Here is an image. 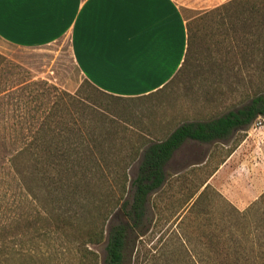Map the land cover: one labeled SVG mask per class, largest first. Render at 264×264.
<instances>
[{
  "label": "trees",
  "instance_id": "trees-1",
  "mask_svg": "<svg viewBox=\"0 0 264 264\" xmlns=\"http://www.w3.org/2000/svg\"><path fill=\"white\" fill-rule=\"evenodd\" d=\"M200 14L187 24L184 64L199 28L214 29L224 69L237 74L238 67L240 73L251 56L261 64L249 76L252 91L243 92L238 104L213 118L182 123L163 140L128 136L95 95L84 98L55 87L31 88L25 96L7 89L0 93V264H38L36 256L17 248L27 244L25 239H52L53 228L84 246L76 256L79 264H100L87 245L103 243L113 218L104 264H128L132 235L142 238L153 226V199L168 186L166 168L176 152L187 142H228L264 118V0H229ZM135 163L138 172L130 186ZM212 192L207 180L190 193L187 213L211 202ZM227 203L233 215L226 223L234 227L223 228L219 239L213 234L207 239L212 255L205 263L264 264V193L243 211ZM36 224L40 231L31 238L27 233Z\"/></svg>",
  "mask_w": 264,
  "mask_h": 264
},
{
  "label": "rangeland",
  "instance_id": "rangeland-1",
  "mask_svg": "<svg viewBox=\"0 0 264 264\" xmlns=\"http://www.w3.org/2000/svg\"><path fill=\"white\" fill-rule=\"evenodd\" d=\"M187 1L196 7L185 13L188 24L196 22L201 17L200 12L229 0ZM197 31L199 40L192 43L182 71L160 91L137 99L111 97L95 89L80 73L68 36L35 49L13 47L0 39V93L7 89L20 91L25 96L31 88L47 92L55 87L84 98L95 95L98 105L109 108L128 136L137 133L163 140L182 123L202 121L227 112L241 101L243 92L252 91L254 87L249 86L252 82L249 76L261 63L251 56L244 66L240 65V73L238 67L237 74L230 72L218 62L223 54L216 52L214 29ZM229 60L233 61L232 56ZM166 169L168 186L153 199L156 205L153 226L142 238L132 235L135 245L131 246L132 257L128 264H206L205 260L212 255L207 239L212 234L214 239H219L223 228L227 231L230 225L234 227L226 223L233 215L226 201L243 211L264 193V118L225 143L187 142ZM137 172L138 163H135L129 171L130 186ZM207 180L216 191L210 195L211 202L202 203L188 214L190 206H184L188 195ZM116 222L113 218L107 223L103 243L87 245L97 254L100 264H104L106 257L109 229ZM35 230L40 231L37 224L29 229V237L36 235ZM51 238L25 239L27 244L17 249L32 253L38 264H79L76 256L81 255L79 249H84L78 246L79 241L73 243L72 239L61 238L55 228ZM83 264L92 263L84 261Z\"/></svg>",
  "mask_w": 264,
  "mask_h": 264
},
{
  "label": "crops",
  "instance_id": "crops-1",
  "mask_svg": "<svg viewBox=\"0 0 264 264\" xmlns=\"http://www.w3.org/2000/svg\"><path fill=\"white\" fill-rule=\"evenodd\" d=\"M0 3L3 42L35 49L68 36L85 79L103 93L126 99L156 93L177 76L188 51L185 13L196 9L187 0Z\"/></svg>",
  "mask_w": 264,
  "mask_h": 264
},
{
  "label": "snow or ice",
  "instance_id": "snow-or-ice-1",
  "mask_svg": "<svg viewBox=\"0 0 264 264\" xmlns=\"http://www.w3.org/2000/svg\"><path fill=\"white\" fill-rule=\"evenodd\" d=\"M9 3L24 6L31 2V0H8ZM117 2H129V0H117ZM3 3H0V25L3 24Z\"/></svg>",
  "mask_w": 264,
  "mask_h": 264
}]
</instances>
